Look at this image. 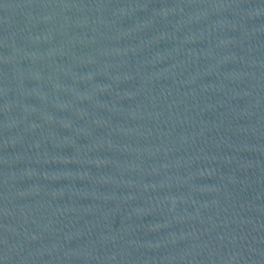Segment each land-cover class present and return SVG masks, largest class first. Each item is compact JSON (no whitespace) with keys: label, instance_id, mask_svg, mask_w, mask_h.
I'll list each match as a JSON object with an SVG mask.
<instances>
[{"label":"water","instance_id":"obj_1","mask_svg":"<svg viewBox=\"0 0 264 264\" xmlns=\"http://www.w3.org/2000/svg\"><path fill=\"white\" fill-rule=\"evenodd\" d=\"M0 264H264V0H0Z\"/></svg>","mask_w":264,"mask_h":264}]
</instances>
